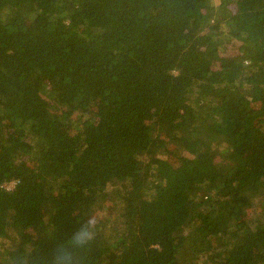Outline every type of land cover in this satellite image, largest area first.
Instances as JSON below:
<instances>
[{
  "label": "trees",
  "instance_id": "trees-1",
  "mask_svg": "<svg viewBox=\"0 0 264 264\" xmlns=\"http://www.w3.org/2000/svg\"><path fill=\"white\" fill-rule=\"evenodd\" d=\"M0 264H264V0H0Z\"/></svg>",
  "mask_w": 264,
  "mask_h": 264
},
{
  "label": "clouds",
  "instance_id": "clouds-1",
  "mask_svg": "<svg viewBox=\"0 0 264 264\" xmlns=\"http://www.w3.org/2000/svg\"><path fill=\"white\" fill-rule=\"evenodd\" d=\"M99 215H98V213H96V212H92L90 215H89V221H90V223H93V224H95L98 220H99Z\"/></svg>",
  "mask_w": 264,
  "mask_h": 264
},
{
  "label": "built area",
  "instance_id": "built-area-1",
  "mask_svg": "<svg viewBox=\"0 0 264 264\" xmlns=\"http://www.w3.org/2000/svg\"><path fill=\"white\" fill-rule=\"evenodd\" d=\"M14 186H15V182L12 183V184H6V187H7L8 189H11V188L14 187Z\"/></svg>",
  "mask_w": 264,
  "mask_h": 264
}]
</instances>
